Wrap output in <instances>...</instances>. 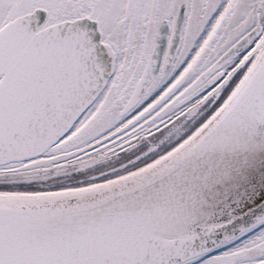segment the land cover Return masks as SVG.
<instances>
[{
    "label": "snow or ice",
    "instance_id": "1",
    "mask_svg": "<svg viewBox=\"0 0 264 264\" xmlns=\"http://www.w3.org/2000/svg\"><path fill=\"white\" fill-rule=\"evenodd\" d=\"M0 264H264V0H0Z\"/></svg>",
    "mask_w": 264,
    "mask_h": 264
}]
</instances>
